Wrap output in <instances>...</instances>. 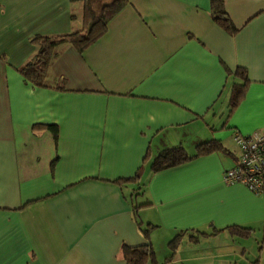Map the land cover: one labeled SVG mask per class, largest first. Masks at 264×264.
<instances>
[{"label": "crops", "instance_id": "0c3cea01", "mask_svg": "<svg viewBox=\"0 0 264 264\" xmlns=\"http://www.w3.org/2000/svg\"><path fill=\"white\" fill-rule=\"evenodd\" d=\"M210 2L129 0L83 52L60 46L35 87L17 71L31 39L80 29L83 2L0 0V264H126L149 224L158 263L181 231L240 226L248 238L185 234L172 264H264V199L222 182L236 134L264 133V0H224L232 34ZM238 69L249 83L228 117ZM209 140L230 155L150 170L163 149Z\"/></svg>", "mask_w": 264, "mask_h": 264}, {"label": "trees", "instance_id": "16d2710c", "mask_svg": "<svg viewBox=\"0 0 264 264\" xmlns=\"http://www.w3.org/2000/svg\"><path fill=\"white\" fill-rule=\"evenodd\" d=\"M83 2V23L82 27L73 30L69 33L59 36H35L31 39V44L37 47V53L26 64L17 69L18 73L26 82L31 83L35 87H48L46 77L48 71L58 54V48L64 44L71 45L79 53L83 52L98 39H100L107 31L109 21L119 13L125 6L129 4V0H81ZM210 15L212 20L220 25L225 31L234 33L235 29L226 13L224 0H211ZM240 82L234 83L231 88V96L229 100L228 117L238 107L244 99L248 86V79L242 69H238L234 75ZM34 130L48 129L52 132L54 141H57V128L52 125H34ZM212 153H221L229 156L230 152L223 146L220 141L209 140L195 146L194 152L188 154L182 146L163 149L154 157L150 163L152 173L171 169L188 162L193 161L202 156ZM149 159V152L144 156L143 164ZM53 170V164H52ZM140 168L134 177L118 179L115 182L119 185L126 183H138L141 178ZM138 207H134V210ZM155 226L149 224L146 228L141 229L146 243L128 247L123 246L121 256L126 264H159L156 258V253L152 244L149 241L150 231ZM221 231H227L232 237L248 238L253 232L250 228L240 226H229L224 229L212 228L210 234L199 231H181L167 245L169 255L163 264H172L179 246L182 243L185 234H189L188 241L196 243L200 236H213Z\"/></svg>", "mask_w": 264, "mask_h": 264}, {"label": "built area", "instance_id": "2783aa9c", "mask_svg": "<svg viewBox=\"0 0 264 264\" xmlns=\"http://www.w3.org/2000/svg\"><path fill=\"white\" fill-rule=\"evenodd\" d=\"M239 155L235 165L224 171L222 182L240 184L264 199V133L235 136Z\"/></svg>", "mask_w": 264, "mask_h": 264}, {"label": "rangeland", "instance_id": "374dc122", "mask_svg": "<svg viewBox=\"0 0 264 264\" xmlns=\"http://www.w3.org/2000/svg\"><path fill=\"white\" fill-rule=\"evenodd\" d=\"M262 234V233H261ZM261 237H260V240H259V242L261 241V239L263 238V236L262 235H260ZM242 242H244V241H242ZM250 242H252V241H250ZM251 243H249L248 245H250ZM259 246H260V244H259ZM261 247V246H260ZM252 251H253V254H255V255H257V253H258V245H254V248L252 249V248H250ZM260 249V248H259ZM157 258V257H156ZM167 258V256L164 258V259H166ZM159 259H163V257L162 256H159ZM158 261V260H157ZM160 261V260H159ZM164 263V260H162V261H160V263L159 264H163Z\"/></svg>", "mask_w": 264, "mask_h": 264}]
</instances>
